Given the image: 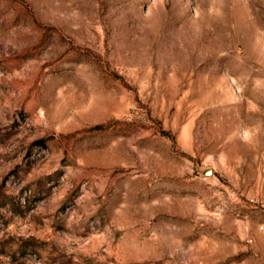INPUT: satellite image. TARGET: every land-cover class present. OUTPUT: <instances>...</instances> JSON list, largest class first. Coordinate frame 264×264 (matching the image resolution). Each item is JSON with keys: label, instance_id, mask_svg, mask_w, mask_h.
<instances>
[{"label": "rangeland", "instance_id": "374dc122", "mask_svg": "<svg viewBox=\"0 0 264 264\" xmlns=\"http://www.w3.org/2000/svg\"><path fill=\"white\" fill-rule=\"evenodd\" d=\"M0 264H264V0H0Z\"/></svg>", "mask_w": 264, "mask_h": 264}, {"label": "water", "instance_id": "95a60500", "mask_svg": "<svg viewBox=\"0 0 264 264\" xmlns=\"http://www.w3.org/2000/svg\"><path fill=\"white\" fill-rule=\"evenodd\" d=\"M206 175H211L212 174V171H208L205 173Z\"/></svg>", "mask_w": 264, "mask_h": 264}]
</instances>
